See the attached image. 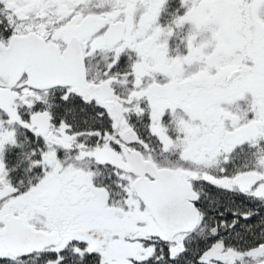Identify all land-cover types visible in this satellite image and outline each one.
<instances>
[{
    "label": "snow or ice",
    "instance_id": "1",
    "mask_svg": "<svg viewBox=\"0 0 264 264\" xmlns=\"http://www.w3.org/2000/svg\"><path fill=\"white\" fill-rule=\"evenodd\" d=\"M0 264H264V0H0Z\"/></svg>",
    "mask_w": 264,
    "mask_h": 264
}]
</instances>
